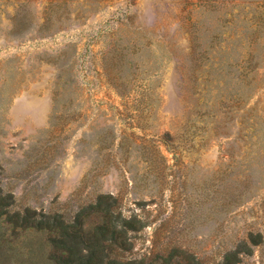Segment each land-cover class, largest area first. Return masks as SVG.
Masks as SVG:
<instances>
[{
	"label": "rangeland",
	"instance_id": "374dc122",
	"mask_svg": "<svg viewBox=\"0 0 264 264\" xmlns=\"http://www.w3.org/2000/svg\"><path fill=\"white\" fill-rule=\"evenodd\" d=\"M0 195L69 221L113 195L138 259L264 238V0H0ZM54 236L0 215V264Z\"/></svg>",
	"mask_w": 264,
	"mask_h": 264
},
{
	"label": "trees",
	"instance_id": "16d2710c",
	"mask_svg": "<svg viewBox=\"0 0 264 264\" xmlns=\"http://www.w3.org/2000/svg\"><path fill=\"white\" fill-rule=\"evenodd\" d=\"M8 197L0 195V215L15 220L23 229H47L55 233L52 242L56 248L60 247L56 251V264H201L174 261V254L179 252L177 247L167 255L152 251L140 259L130 257L144 224L136 216L121 218L122 210L113 195L99 196L92 213L83 208L72 221L62 214H45L32 208L14 211L12 196ZM91 215L95 218L90 219ZM263 239L261 233L250 232L246 240L226 252L222 264H244L245 257L252 255L253 246L261 245Z\"/></svg>",
	"mask_w": 264,
	"mask_h": 264
}]
</instances>
